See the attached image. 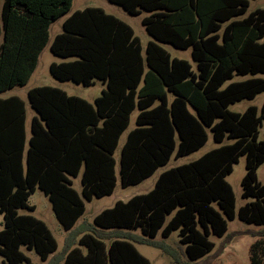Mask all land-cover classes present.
Returning a JSON list of instances; mask_svg holds the SVG:
<instances>
[{
	"label": "trees",
	"instance_id": "1",
	"mask_svg": "<svg viewBox=\"0 0 264 264\" xmlns=\"http://www.w3.org/2000/svg\"><path fill=\"white\" fill-rule=\"evenodd\" d=\"M107 1L131 16L147 12L141 21L147 34L175 49H190L196 70L152 41L143 57L131 27L100 8L77 10L63 21L50 51L72 60L50 64V74L83 86L98 80L105 89L92 104L49 86L30 89L27 98L36 115L29 140L24 102L17 96L0 98L3 264H32L22 248L47 264H150L135 245L157 248L182 264L175 250L156 241L173 232L193 263L213 250L209 237L222 238L235 216L264 227V185L257 180L264 163V139H258L264 102L243 113L228 109L264 91V79L254 77L264 74V9L247 14L248 0ZM72 2L0 0V93L28 82L51 23L69 13ZM248 75L252 78L225 85ZM135 110V127L119 155L122 188L147 180L171 158L199 151L208 131L220 146L162 172L146 194L118 201L92 224L74 228L85 213L84 201L113 194L114 154ZM241 157V198L252 201L235 214L226 177ZM77 177L81 196L72 188L71 178ZM36 189L69 233L61 252L44 222L18 213L35 210L28 200ZM258 237L250 247V264H261L264 233Z\"/></svg>",
	"mask_w": 264,
	"mask_h": 264
},
{
	"label": "rangeland",
	"instance_id": "2",
	"mask_svg": "<svg viewBox=\"0 0 264 264\" xmlns=\"http://www.w3.org/2000/svg\"><path fill=\"white\" fill-rule=\"evenodd\" d=\"M249 8L247 14L256 9H264V0H248ZM86 7H95L100 8L106 14L112 15L117 19L123 21L128 26L131 27L136 37L139 38L141 46L143 48L142 55L145 56V47L148 42L153 40L147 32L145 31L144 26L141 21L143 18L148 16V13L141 11L137 16H131L127 14L121 7L110 4L107 0H73L72 7L69 13L62 15L57 20L53 21L49 28V40L47 45L41 50L40 55L37 60V64L33 73L31 74L28 82L24 86H17L9 90H5L0 93V98L5 99L11 96L19 97L25 103V110L27 116V131L30 135V119L36 113L30 107L27 93L30 89L42 86H49L57 88L65 92L69 96H75L86 100L89 103H92L95 98L101 95V91L105 89L100 81L95 80L91 86L78 85L71 81L60 82L52 77L49 72V66L52 63H62L67 62L72 59H63L55 56L50 51V44L54 37L62 33V23L63 21L73 12L77 10H83ZM246 16V15H245ZM264 41V38L261 42ZM157 45L162 47L172 59L184 60L187 61L192 69L195 71V63L191 59V50H178L173 48L168 44L155 42ZM254 77L264 79V74H258ZM252 76L248 75L245 77L234 76L231 81L225 83L227 85L230 82H238ZM224 85V86H225ZM264 102V91L256 95L253 100H242L233 105L229 106V111L234 113H243L249 107H256L260 109L262 103ZM138 110H135L130 116V123L128 129L122 134L119 146L115 153V160L117 162V185L113 194L110 196H105L102 198H93L91 201H84L85 204V213L77 221L76 228L82 229L86 224H92L93 218L99 214L104 209L111 208L116 202L122 201L125 202L133 196L146 194L149 192L155 184L156 179L160 173L177 166L187 164L194 160H197L205 153L209 152L212 149L219 147V144H216L212 140V135L208 131V140L203 148L199 151L190 154L189 156L182 157L178 160L171 158L169 163L158 169L153 176L143 181L142 183L131 186L128 188H122L119 182L118 174V160L121 146L123 145L128 131L132 130L135 127V118L137 116ZM259 140L264 139V122L259 128ZM225 143H228L226 141ZM224 143V144H225ZM245 174V157H241L239 162L233 166V172L226 177V181L231 186L235 198V214H237L238 209L243 206L246 202L252 201V199L244 200L241 198L242 187L241 180ZM257 180L264 185V163L257 169ZM72 188L81 196V183L80 178H71ZM28 204L35 208L34 211L28 210H18L20 215H31L38 220H41L45 223L53 237L55 238L58 251L61 252L64 245V240L69 233L63 230L60 223L55 218V215L51 208V203L44 196V194L36 189L35 192L29 197ZM82 227V228H81ZM3 229V216L0 214V231ZM78 230V229H77ZM76 230V232H77ZM92 233V232H91ZM261 233H264V227H257L254 225L246 224L240 221L237 216L234 220L227 221V232L222 238H217L215 236H210L209 240L214 244L213 250L197 262H188L183 253V246L179 244L178 232H173L171 236L167 239H162L160 237L156 238L158 242H165L168 247H171L177 253L176 258L179 257L182 264H250V247L251 245L260 239ZM264 243V238L261 239ZM138 252L144 256L150 264H176L174 257L166 255L163 251L149 247L145 245H135ZM22 252L30 259L32 264H47L42 262L39 256L34 251H27L24 248L21 249ZM261 264H264V253L259 257ZM5 260L0 256V264H3Z\"/></svg>",
	"mask_w": 264,
	"mask_h": 264
},
{
	"label": "crops",
	"instance_id": "3",
	"mask_svg": "<svg viewBox=\"0 0 264 264\" xmlns=\"http://www.w3.org/2000/svg\"><path fill=\"white\" fill-rule=\"evenodd\" d=\"M142 52H143V48H142ZM104 90V89H103ZM102 92V91H101ZM99 97V96H98ZM97 97V98H98ZM96 99V98H95ZM94 99V100H95ZM94 100H93V102H94ZM92 102V103H93ZM91 103V104H92ZM25 104V103H24ZM25 112H26V110H25ZM33 117V116H32ZM32 117H31V119H32ZM31 119H30V122H31ZM25 132H26V138H27V140H29V138H30V135L28 134V131H27V116H26V120H25ZM125 142V141H124ZM119 146V145H118ZM122 147V146H121ZM118 148V147H117ZM116 153V152H115ZM120 155V154H119ZM114 156H115V154H114ZM115 159V158H114ZM195 161V160H194ZM116 168H117V162H116V160H115V173H116V176H117V172H116ZM118 174H119V160H118ZM161 174V173H160ZM157 180V179H156ZM156 182V181H155ZM152 190V189H151ZM134 197V196H133ZM132 198V197H131ZM128 201V200H127ZM126 202V201H125ZM114 206V205H113ZM74 228H76V224H75V226H74Z\"/></svg>",
	"mask_w": 264,
	"mask_h": 264
}]
</instances>
